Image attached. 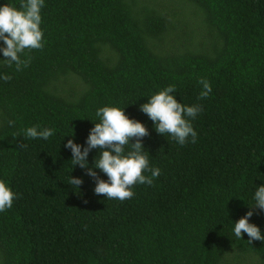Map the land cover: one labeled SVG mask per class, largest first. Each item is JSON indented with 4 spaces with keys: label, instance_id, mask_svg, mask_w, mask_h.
<instances>
[{
    "label": "trees",
    "instance_id": "obj_1",
    "mask_svg": "<svg viewBox=\"0 0 264 264\" xmlns=\"http://www.w3.org/2000/svg\"><path fill=\"white\" fill-rule=\"evenodd\" d=\"M41 27L26 69L0 66L12 76L0 80V179L19 194L0 213V264H264V242L232 232L252 210L264 233V210L250 208L264 185V0H45ZM200 78L212 86L204 99ZM170 85L204 109L194 144L158 134L140 111ZM103 106L145 124L161 170L123 202L96 195L63 147L84 145ZM33 125L56 133L25 139Z\"/></svg>",
    "mask_w": 264,
    "mask_h": 264
},
{
    "label": "clouds",
    "instance_id": "obj_2",
    "mask_svg": "<svg viewBox=\"0 0 264 264\" xmlns=\"http://www.w3.org/2000/svg\"><path fill=\"white\" fill-rule=\"evenodd\" d=\"M45 0H21L19 8L11 3L0 2V66L13 68L21 72L31 63L28 53L31 50H42L46 41L42 30V9ZM11 75L0 73V80L10 81ZM202 86L200 98L204 99L212 92L210 82L205 78L199 79ZM175 85H170L152 94L146 103L139 106L140 111L153 122L155 131L166 137H171L178 145L196 143L198 133L192 121L203 112L201 105H186L178 102ZM126 108L117 106H103L96 110L94 123L84 145L69 139L63 147L71 152L74 165L85 170L87 176L95 182L94 193L104 195L107 200H130L135 193L136 185H152L154 179L161 175V170L154 167L143 139L149 135L144 123L129 118L125 114ZM92 121V120H91ZM14 121L9 124L14 126ZM25 139L49 140L56 133L54 128L33 125L21 130ZM65 140V139H64ZM133 140L135 142L133 143ZM99 154L89 166L88 158L93 150ZM100 173L106 175L107 180L100 178ZM264 181V180H262ZM83 179L70 176V184L79 187ZM19 194L13 191L10 184L0 179V213L13 208L14 201ZM252 199L255 205L251 209L264 210V185L256 186ZM254 211L250 210L237 222L232 223V232L236 239L244 240L246 233L253 241L264 242V233L253 223H250Z\"/></svg>",
    "mask_w": 264,
    "mask_h": 264
}]
</instances>
